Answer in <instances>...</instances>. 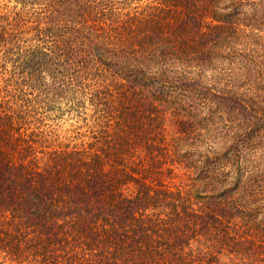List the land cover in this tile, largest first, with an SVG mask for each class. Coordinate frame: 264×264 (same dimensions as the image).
Instances as JSON below:
<instances>
[{"label":"trees","instance_id":"16d2710c","mask_svg":"<svg viewBox=\"0 0 264 264\" xmlns=\"http://www.w3.org/2000/svg\"><path fill=\"white\" fill-rule=\"evenodd\" d=\"M19 1L0 264H264V0Z\"/></svg>","mask_w":264,"mask_h":264},{"label":"rangeland","instance_id":"374dc122","mask_svg":"<svg viewBox=\"0 0 264 264\" xmlns=\"http://www.w3.org/2000/svg\"><path fill=\"white\" fill-rule=\"evenodd\" d=\"M37 3L38 2H36V4L23 5V3L20 2L19 0H0V12L7 15L10 14L14 15L15 12H21L25 16L24 18L28 21V26L33 27L41 23V27L46 28L47 20L44 18V13L42 12V7H41L42 5ZM8 67L9 70L12 69L10 65ZM9 76H10L9 74L3 75L2 73H0V80L2 81L3 77L8 78ZM64 119H65L63 121L64 125H62V131H61L63 134L66 129L70 128V124L74 123L73 119H69L67 116H65ZM56 124L60 125L62 123L58 122Z\"/></svg>","mask_w":264,"mask_h":264}]
</instances>
